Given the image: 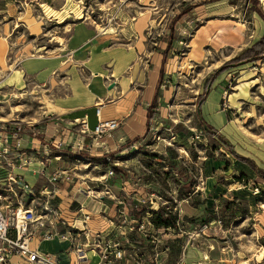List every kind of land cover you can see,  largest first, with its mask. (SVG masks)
<instances>
[{
	"label": "rangeland",
	"instance_id": "rangeland-1",
	"mask_svg": "<svg viewBox=\"0 0 264 264\" xmlns=\"http://www.w3.org/2000/svg\"><path fill=\"white\" fill-rule=\"evenodd\" d=\"M114 1L0 0V36L6 42L4 55L8 57L7 61L15 55L24 57L54 51L65 40L71 22L84 16L95 21L112 20L109 18L113 14H108L106 7L111 9ZM125 1H132L130 6L136 9L135 13L148 7L147 0H123V3ZM214 5L220 8L216 12H223L224 9L227 14L208 18L206 14L213 11L210 8ZM150 7L155 16L152 26L161 29L159 36L154 33L155 38L163 42L172 40L167 71L165 77H161L167 93L161 105V117L164 118H160L162 123L156 126V130L166 136L169 135L166 129L169 127L174 133L173 142L165 146L161 141L153 144L155 141H152L149 132L146 141L154 146L155 152L146 145L132 147L124 153L110 152L109 160L121 161L111 164L107 160L109 166L113 165L116 172L124 171L123 165L132 169L140 176L139 183L132 182V187L142 191L154 190L162 195L164 202L161 207L165 214L176 219L177 207L181 208L179 217H183V227L187 231L184 237L190 240L189 250L197 248L202 251L211 242L215 248L224 246L231 259L228 264H258L261 258L259 264H264V257L261 256L264 250V198L261 189L253 180L247 187L241 182H234L229 173L239 172L237 163H230L227 172H218L217 178L221 183H212L210 175L218 170L224 159H230V155L225 148L216 147L218 139L200 127L195 106L209 76L264 34V17L255 11L259 9L264 14V0H156ZM185 8L190 10L173 21L172 16ZM169 27L173 30L171 38L167 34ZM152 32L149 29L148 35L152 36ZM211 88L218 92L216 110L223 111L226 119L219 129L240 152L264 157V53L256 61L226 66L215 74ZM3 93L1 99L5 111L22 119L31 118L41 129H44L45 122L50 121L47 108L49 97L43 89L30 84L25 90L3 88ZM194 133H199L200 137H194ZM68 149H64L68 153L63 158L67 167L75 166L78 175L102 174L108 164L104 156H93L86 151H78L82 156H75L73 153L76 151ZM193 152L196 153L194 157ZM143 154L147 158L139 159ZM146 160L150 165H141ZM110 181L108 179L107 182L112 184ZM125 197L127 202L133 201L130 196ZM222 201L237 209L225 232L216 230L221 225L216 226L215 222L199 229L213 212L220 214L219 203ZM90 203L91 198L85 205ZM193 228L198 232H193L190 237ZM179 241L170 243L171 259H176ZM246 258L249 262H244Z\"/></svg>",
	"mask_w": 264,
	"mask_h": 264
},
{
	"label": "crops",
	"instance_id": "crops-1",
	"mask_svg": "<svg viewBox=\"0 0 264 264\" xmlns=\"http://www.w3.org/2000/svg\"><path fill=\"white\" fill-rule=\"evenodd\" d=\"M147 1L148 7L135 13L136 9L130 6L132 1L123 3V0H115L111 5V9L106 7L109 9L107 13L114 15L112 20L105 19L107 21L104 22L103 19H99L95 21L94 18L84 16L71 22L65 40L59 43L52 52L32 53L24 57L15 55L8 62V57L4 55L7 47L5 46L6 42L3 41L4 37L0 36V84L2 89L25 90L30 84L43 89L46 96L49 97L47 108L50 115L48 118L50 121L45 122L43 125L45 128L44 137L51 134L53 127L59 126L61 128L60 136L67 145L60 151L61 158L58 160L52 159L48 167V169L53 170V168L61 166L71 169L72 173L75 174L68 184L61 181L57 183L60 186H65V194L60 195L63 198L61 204L67 206V208L63 209L62 214L70 221L76 216L75 223L79 226L81 225L82 212L89 213L90 216L84 225L89 231L100 232L103 237L115 235L119 218L114 209L121 206V204L131 210L132 215L134 214L132 207L140 209V215L146 212L147 204H140L136 201L129 203L125 200V195L133 199L137 197L136 193L142 190L132 187L131 175L124 170L115 171L113 176L107 178V181L111 179L110 182H112L110 184L112 197L105 194L98 197H93L90 194L86 195L83 190H78L77 186H85L88 183L94 185L93 180L100 178L110 163L106 164L102 174L84 177L81 174L78 175L74 170L75 166L67 167V161L63 156L68 152L64 149L69 148V151H76V153H73L75 156H82L78 151H86L93 156L108 158L110 152L116 154L130 151L133 143L139 144L140 140L146 138L147 133L151 132L152 129L156 130V126L162 123L160 118L164 117H161L163 114L161 105L167 94L166 89L163 88L162 78L165 77V71H167L166 63L170 60L169 51L172 40L168 39V41L164 40L163 42L161 39L155 38L154 33L159 36L161 29L152 26L155 16L153 17L150 5L156 0ZM189 10V8H185L182 13H179V10L172 16V20L177 21ZM210 10L213 11L206 14L210 19L227 14L224 9L223 12H216L220 8L215 5ZM219 19L225 20V18ZM157 20L155 24H157ZM208 21L211 20L208 19ZM149 29L153 31L152 36L148 35ZM172 33L173 30L169 27L167 33L169 38L173 36ZM217 96L218 92L210 86L199 105L201 118L222 134L239 155L249 157L259 168L264 169L263 156L240 152L235 148L234 143L219 129V126L223 125L226 119H224L223 111L216 110L215 100ZM153 100L154 106L151 107L153 113L148 115L149 106ZM96 108L99 110L98 115L96 114ZM98 117L116 119L119 124L110 136L102 138V146L91 144L92 139L86 134L83 138L85 146L81 150H71L70 145L79 135L76 129L79 126L78 120L83 119L91 130ZM229 155L230 159H224L218 170H214V173L212 172L210 175V178L213 179L212 183H221L220 178H217L218 172H227L230 163H237L240 169L238 173H243L247 177V181L253 180L254 184L258 185L260 191L263 192L264 180H261L254 170L242 163L233 154L229 153ZM131 158L132 156L130 160ZM142 158L145 159L147 156L143 154L139 159ZM109 161L112 164V161L119 162L121 159H110ZM145 163L150 165L149 160H146L143 164L140 162L141 165ZM36 165L33 162L29 168L22 170L28 184L34 189L39 188L43 182V179L32 170V167ZM229 175L234 178V182H239L234 177L236 176L235 172L229 173ZM73 181L74 183H72ZM248 184L244 187L249 186ZM227 185H230V183ZM89 198L92 199V203L86 206L85 203ZM224 202L219 203L220 213ZM185 203H188V201H185ZM79 207L81 210L76 212L75 210ZM152 210L155 209L152 208ZM236 210L234 208L229 223L236 216ZM149 211L151 209H148ZM217 215L213 212L212 217L206 222L213 224L214 220L217 219ZM215 224L216 226L219 225ZM220 225V229L216 228V230L225 232L229 224L223 226L220 223ZM56 227L59 231L65 228L62 224H57ZM213 235L217 237L215 233ZM132 239L136 242L143 259L148 260L151 257L150 241L144 242L137 236V233H133ZM178 240H180L178 254L176 259H171L170 243ZM29 243L31 247L40 251L53 252L58 257L59 264H69L76 260L72 251H70L72 242L68 240L59 241L55 238L37 240L33 237ZM164 244H167L169 248L166 252L160 251V258H166L171 263L179 260L177 264H228V261L231 260L224 246L215 248L211 242L209 247L206 246L202 251L195 248L194 245L191 246L195 248L193 250H189L186 246L180 259L178 258L181 257V239H165V241L163 240L158 244V249L161 250ZM262 247L264 249V246ZM261 254L264 257V250ZM85 255L86 258L79 259V262L107 264L102 262L100 255L89 247H85ZM244 262H249V259L246 258ZM260 262H262V258L258 260V264ZM10 263L36 264L26 263L15 255L10 257ZM115 264H135V261L123 257L116 260Z\"/></svg>",
	"mask_w": 264,
	"mask_h": 264
},
{
	"label": "built area",
	"instance_id": "built-area-1",
	"mask_svg": "<svg viewBox=\"0 0 264 264\" xmlns=\"http://www.w3.org/2000/svg\"><path fill=\"white\" fill-rule=\"evenodd\" d=\"M119 6V5H118ZM114 15H111L113 18ZM1 96H4L3 89L0 87V264H11L10 257L15 255L26 263L36 264H59L58 257L50 251H40L30 246L29 241L34 237L37 240L57 239L68 240L72 242L70 251H72L76 260L69 264H88L81 263L79 259H85V247H89L95 253L100 255L101 261L107 264H115L120 258H129L135 261V264H177L179 260L171 263L166 258H160V251H167L168 245L158 249V244L165 239L182 240L181 257L184 249L189 245L190 240L185 239L187 232L183 225V219L179 217L181 208L178 209V217L174 219V225L156 226L151 222L150 216L153 209L161 207L164 200L162 195L154 190L140 191L136 193L133 201L140 204H147L146 212L142 215H132L124 204L114 209L119 218L117 231L114 236H102L100 232L89 231L84 225L90 214L82 212L81 225L75 223L76 216L71 221L62 213L64 208L61 204L62 194H65V186L57 183L60 181L68 184L72 181L74 173L71 169L58 166L53 170L48 169L52 159L61 158L60 151L67 146L60 136L61 128L53 127L50 135L44 137L45 128L41 127L31 118L22 119L14 114L5 111L2 106ZM99 105V104H97ZM99 114L98 108L95 109ZM116 119L97 118L93 129H89L83 119L78 120L76 128L79 135L70 145L71 150H81L85 146L84 136L88 134L92 139L91 144L102 146L104 136H110L112 131L118 125ZM169 135H160L157 130L152 129V141L156 144L159 141L163 146L171 145L174 138L170 128H166ZM200 133V131H199ZM199 133H194V137L199 138ZM43 134V135H42ZM28 143L29 145L24 144ZM146 145L150 151L155 152L154 146L146 141V138L134 144L132 147ZM158 153V152H157ZM157 158V157H154ZM37 165L32 167L42 179L41 186L34 189L28 184L22 170L29 168L32 163ZM118 163L112 161V164ZM127 174L131 175V181L138 184L140 176L136 175L132 169L123 165ZM115 170L107 166L105 172L100 178H95L94 185L86 184L77 186L78 190H83L85 194L93 197L107 195L112 197L111 185L107 178L113 176ZM74 183V181L72 182ZM145 186L144 183L141 184ZM64 192V193H63ZM174 192V191H173ZM61 194V195H60ZM184 201L187 199L183 198ZM148 209L151 211L148 212ZM79 207L75 211H80ZM219 224V219L214 220ZM57 224H62L65 228L59 231ZM210 224L204 223L198 228H206ZM195 228V227H194ZM191 229L190 237L196 229ZM133 233L145 241L151 243V257L144 260L142 253L132 239ZM188 234V233H187Z\"/></svg>",
	"mask_w": 264,
	"mask_h": 264
},
{
	"label": "trees",
	"instance_id": "trees-1",
	"mask_svg": "<svg viewBox=\"0 0 264 264\" xmlns=\"http://www.w3.org/2000/svg\"><path fill=\"white\" fill-rule=\"evenodd\" d=\"M184 10V9H183ZM183 10H180L179 13H182ZM256 13H258L261 17H264V14L261 12V10L257 9L255 10ZM264 53V34L258 38V41L254 42L251 46H249L248 48H246L241 54H239V56H233L231 58L228 59V62H226L222 67L220 66L217 71L215 72L218 73L219 71L223 70L226 68V66H229L230 64H239V63H244V62H248V61H256L259 59V57H261ZM215 74H213L212 76H209L210 78H208L205 83H204V89L203 92H201L200 95H198V98L196 100L195 106H196V114H197V120L199 122L200 127H203L204 130L207 131V133L209 135L214 136L216 139H218V142L216 144L217 146H222L223 148H225L229 153L233 154L237 159H239L242 163L246 164L247 166H249L252 170H254L257 174V176L261 179L264 180V169L259 168L256 163L250 159L249 157L246 158L244 156L239 155L238 152H236L234 150V148H232V146L229 144V142L227 141V139L220 134L217 130H215L210 124H208L205 120H203V118H201L200 115V103L201 101L204 99L207 90L210 88L212 82L215 79ZM154 106V100L151 101L150 106H149V110H148V115H152V110L151 107ZM151 154V153H150ZM196 153L193 152V157ZM151 155H156L155 153H152ZM105 158V157H103ZM109 160L106 158V161ZM109 163V161H107ZM111 167H113V165H111ZM115 168V167H113ZM236 180H238L239 182L242 183V185H247L248 181H247V177L243 174V173H238L236 174V176H234ZM261 192V196L262 198H264V191H260ZM222 211L219 215H217V218L219 219V221H221V224L223 226H227L229 224V220L232 218L233 213H234V209L227 203V201H225L222 204ZM133 213L136 215H140L141 214V210L135 207H132ZM152 217L151 222L153 224H155L156 226H167V225H174V217L165 214V210L162 207L157 208L156 210L151 211Z\"/></svg>",
	"mask_w": 264,
	"mask_h": 264
},
{
	"label": "bare ground",
	"instance_id": "bare-ground-1",
	"mask_svg": "<svg viewBox=\"0 0 264 264\" xmlns=\"http://www.w3.org/2000/svg\"><path fill=\"white\" fill-rule=\"evenodd\" d=\"M110 28V27H109Z\"/></svg>",
	"mask_w": 264,
	"mask_h": 264
}]
</instances>
